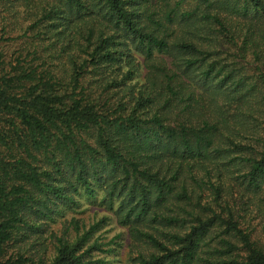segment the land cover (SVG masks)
I'll return each mask as SVG.
<instances>
[{"label":"trees","instance_id":"obj_1","mask_svg":"<svg viewBox=\"0 0 264 264\" xmlns=\"http://www.w3.org/2000/svg\"><path fill=\"white\" fill-rule=\"evenodd\" d=\"M262 203L264 0H0V264H264Z\"/></svg>","mask_w":264,"mask_h":264},{"label":"rangeland","instance_id":"obj_2","mask_svg":"<svg viewBox=\"0 0 264 264\" xmlns=\"http://www.w3.org/2000/svg\"><path fill=\"white\" fill-rule=\"evenodd\" d=\"M82 200H85V199H82ZM251 208L253 209V214L257 216V218L264 217V203H262V206H261L262 208V210L260 211L261 213H257L256 206L252 205ZM106 214L107 212L105 211L103 206L96 205L90 208L88 211L84 212L83 214L77 213L73 215L77 218L88 219V218L93 217L94 215H95V218H100L102 216H105ZM118 231L119 229L116 226L113 227V224L109 223L108 225H103L102 229H100L98 233H96V235L102 234V237L105 238L103 241L106 242V241H109V239H111L114 235H116ZM122 253H123V250H122Z\"/></svg>","mask_w":264,"mask_h":264}]
</instances>
